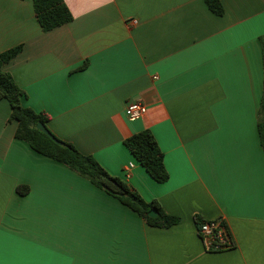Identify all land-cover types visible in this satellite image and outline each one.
<instances>
[{
	"label": "crops",
	"instance_id": "0c3cea01",
	"mask_svg": "<svg viewBox=\"0 0 264 264\" xmlns=\"http://www.w3.org/2000/svg\"><path fill=\"white\" fill-rule=\"evenodd\" d=\"M220 1L223 15L206 0H65L73 20L44 31L33 0H0V53L22 46L3 67L22 104L180 218L150 225L33 149L3 98L0 264H264V0ZM130 101L147 113L129 119ZM145 128L164 153L165 182L124 142ZM197 217L224 218L235 246L208 250Z\"/></svg>",
	"mask_w": 264,
	"mask_h": 264
},
{
	"label": "trees",
	"instance_id": "16d2710c",
	"mask_svg": "<svg viewBox=\"0 0 264 264\" xmlns=\"http://www.w3.org/2000/svg\"><path fill=\"white\" fill-rule=\"evenodd\" d=\"M206 2L216 14H224L225 9L220 0H206ZM33 3L37 19L44 31H50L73 20V13L65 0H33ZM261 43L264 66V35L261 36ZM21 50L22 46L19 45L0 53V99H7L11 105L9 120L18 121L15 136L28 142L38 152L68 165L87 177L94 184L136 211L148 224L157 227H169L179 223L180 218L167 213L157 199L146 200L129 182L110 174L94 156L82 153L74 144L65 140H63L65 144L60 145L36 127L39 121L48 126L50 115L45 111H36L31 107L24 106L21 98L25 91L19 86L12 74L3 68ZM84 67L86 64L83 65ZM258 130L261 146L264 150V90L259 107ZM124 142L134 157L155 180L165 182L169 179L164 153L149 128L132 134ZM152 208L158 209L159 215L157 217L149 215ZM202 221L201 217H197L198 227Z\"/></svg>",
	"mask_w": 264,
	"mask_h": 264
},
{
	"label": "built area",
	"instance_id": "2783aa9c",
	"mask_svg": "<svg viewBox=\"0 0 264 264\" xmlns=\"http://www.w3.org/2000/svg\"><path fill=\"white\" fill-rule=\"evenodd\" d=\"M147 111V105L141 101H130L125 107V115L131 120L143 117ZM198 230L208 250L229 249L235 244L229 227L222 217L203 220Z\"/></svg>",
	"mask_w": 264,
	"mask_h": 264
},
{
	"label": "water",
	"instance_id": "95a60500",
	"mask_svg": "<svg viewBox=\"0 0 264 264\" xmlns=\"http://www.w3.org/2000/svg\"><path fill=\"white\" fill-rule=\"evenodd\" d=\"M36 127L38 129H40L41 131H43L44 133H46L47 135H49L50 138H52L56 143L60 144V145H64L65 142L58 138L51 130L50 128L45 124L43 123L42 121H39L36 125ZM149 215L151 217H157L159 215V211L157 208H152L149 212Z\"/></svg>",
	"mask_w": 264,
	"mask_h": 264
}]
</instances>
